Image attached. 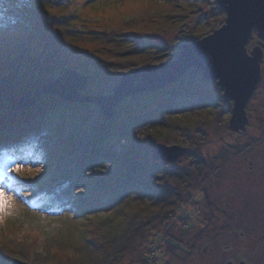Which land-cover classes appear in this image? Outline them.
<instances>
[{
    "label": "trees",
    "instance_id": "16d2710c",
    "mask_svg": "<svg viewBox=\"0 0 264 264\" xmlns=\"http://www.w3.org/2000/svg\"><path fill=\"white\" fill-rule=\"evenodd\" d=\"M149 1L153 5V13H142L124 20L107 14L99 18L88 16L87 13L95 14L96 11L103 13L107 7L97 0H63L57 6H52L48 0H0V5H3L0 6V115L5 113L8 118L0 126V139L6 140L0 146L2 154L15 149L12 141L25 145L27 139L34 138L41 130L43 117L60 110L70 112L75 108L94 106L63 102L54 96H46L33 106L17 111L9 107L6 96L32 93L41 84L59 77L68 69L91 76L82 92L84 95L110 94L124 73L117 76L114 68L125 67L127 72L178 57L177 46L190 42V39L174 38L171 47L155 39L173 33L177 26L187 20L182 16L201 0H165L162 4H157V0ZM100 5L102 11L97 9ZM185 9L188 10L186 13L183 12ZM217 10H221H215L219 15ZM214 26H217L215 20L197 31L194 39L209 34ZM73 64L75 66L72 68ZM198 79L200 74L191 69L177 81L176 84L180 85L178 89L165 86V90L126 98L115 106L111 119L105 120L101 116L97 124L88 125L85 139L75 136L74 139L79 140L85 149L77 147L74 150L76 146H71L70 153L73 150L77 161L71 165L69 161H62L65 158L59 159L63 169L61 175L72 185L83 178L81 185L85 186L88 194L60 188L58 200L51 203L48 213L56 216L63 209L67 218L81 223L79 228L83 232L78 230V239H59L64 244L68 243L64 247L70 248L73 253L65 252L64 247L52 250L51 244L57 243L56 240L45 230L40 232L43 236L40 253L49 255L52 264H122L124 257L135 250L139 245L137 243L144 240L153 226L161 223L173 211H184L179 204L180 198L173 200L172 192L165 187L167 184H163L171 179L179 183V190L181 183L187 181L184 175L171 170L166 162L155 161L151 157L142 159L146 160L143 165H136L141 159L136 157L142 152L148 154L150 147L158 143L152 141L151 136L159 141L171 132L168 127L170 118L166 127V124L156 121L158 112L172 117V123L179 125L182 122L185 130L187 125H192L194 107L208 103L216 105L207 95L199 96L192 92V86L199 82ZM98 81L101 86L92 88L91 85ZM155 96H161V100L154 112L141 118L133 117L135 105L144 102L143 99L152 100ZM214 113V109L198 110L194 119H209ZM84 122L80 120V126L86 125ZM80 134L83 135L82 132ZM176 139L174 144L180 143L178 137ZM145 141L147 144H143ZM115 142L119 149L111 147ZM24 145L16 146L22 149ZM89 148H93L91 152ZM87 168L91 173L86 172ZM78 172L82 174L74 176ZM186 189L185 196L190 198V191ZM34 210L35 207H30L26 213L38 214ZM119 220L121 223L117 224ZM91 222L101 226L100 229L104 231L101 237L88 227ZM185 225H189V222ZM170 238L166 243L174 242ZM31 243H34L31 244L33 249L39 246L36 240H31ZM3 257L9 261L14 257L24 261L13 252Z\"/></svg>",
    "mask_w": 264,
    "mask_h": 264
},
{
    "label": "rangeland",
    "instance_id": "374dc122",
    "mask_svg": "<svg viewBox=\"0 0 264 264\" xmlns=\"http://www.w3.org/2000/svg\"><path fill=\"white\" fill-rule=\"evenodd\" d=\"M97 1H101L107 7L103 9V13L86 12L88 16L99 18L107 14L126 20L138 14L152 12L153 9L149 0ZM163 1L165 0H157V4H162ZM217 8L221 10H217L219 15L215 11ZM97 9L102 11V5ZM187 11V9L183 10L185 13ZM187 14L182 16L187 20L177 26L173 33H166L155 41H162L168 47H171L174 38L187 37L192 41L196 32L209 26L212 21L215 20L217 26H214V29H217L225 19V12L217 6L215 0H201L195 8H190ZM247 45L246 50L251 51V45L248 49ZM73 66L75 65H71L72 68ZM113 70L117 76L126 72L125 67H117ZM198 81L192 86V92L207 95L218 106L208 103L194 107L192 125L188 123L185 130H183L182 122L179 125L172 123V117L160 111L156 121L165 125L170 118L169 122L172 125L169 124L168 127L171 132L159 141L151 136L152 141L166 145L174 144L173 141L178 137L180 143L175 144L186 150L176 162L167 163L171 170L184 175L186 183H181L182 187L179 190V183L171 179L163 183L167 184L165 187L172 192V195L170 193L168 195H171L173 200L180 198L179 204L184 207V211L182 213L178 210L173 211L164 220L162 219L161 223L153 226L144 240L137 243L139 245L135 250L124 257L122 264H226L227 262L238 264L239 261H244L246 264H264V163L262 162L264 158V86L261 84L258 91L248 99L246 103L250 114L247 121L248 127L245 132H238L228 126L232 101L224 96L223 90L216 85L215 81L208 83L201 78ZM176 83L166 87L180 88V85ZM100 86L99 81L91 85L92 88ZM160 100L161 96H155L152 100L143 99L144 102L135 105L133 117L141 118L154 112ZM207 108L214 109L213 117L200 121L194 119L198 110ZM4 115L5 113L0 115V126L8 119L7 115ZM70 116L75 119H71ZM79 117L80 120L85 121L86 125L80 126ZM101 118L96 106L75 108L70 112L60 110L51 113L48 117H43L41 130L34 137L38 138V143L36 147L31 148V153L22 159H19L20 155H12L8 151L3 153L2 159L6 165L4 170H0V176L3 181H6L5 185L0 184V188H4L12 197L13 207L10 217L0 221V264H9L10 261L3 256L11 252L30 264L31 262L52 264V258L49 255L44 256L40 253L43 238L40 232L45 230L56 240L57 243L51 244L52 250H58L68 244H64L59 240L60 238L78 239L79 231L83 232L79 228L81 223H74L67 218L63 214V209L60 210L62 213L59 215L52 216L47 213L44 204L40 203L34 210L38 213L35 215L26 213V209H29L26 206H30L36 195L33 188L37 186L43 192L51 190L58 184L57 175L63 171L59 159L65 158L66 160L62 161H69L73 165L77 159L73 150L70 153L71 146H76L74 150L77 147L85 149L81 147L79 140L74 139L75 136H83L85 139L88 125L97 124ZM81 132L83 135L80 134ZM50 137L55 142L50 141ZM1 139L0 146L6 141ZM31 139H27L26 142ZM16 142H11L15 148L13 150L17 149L16 145H24L22 142ZM143 144H147V141ZM111 147L119 149L116 142L112 143ZM151 147L148 154L142 152L136 157L141 159H138L139 164H134L143 165V162L151 157ZM92 149L89 148L88 151L91 152ZM143 149L140 148L142 151ZM98 151L101 152L102 149ZM17 163H21L22 171L18 174L9 172L8 169ZM86 172L91 173V170L87 168ZM190 173H192L191 176L188 175ZM81 174L78 172L74 176L79 177ZM82 180L83 178L76 185L67 184L64 187L65 191H81L88 194L85 186L81 185ZM9 182H12L11 187L6 185ZM17 188H20L21 194L13 192ZM186 188L190 191V198L185 196ZM56 196L55 194L53 198ZM25 198L29 199L27 204L24 203ZM184 222H189L188 227L184 225ZM120 223L121 220L117 224ZM93 224L94 222H91L88 227L101 237L103 229ZM169 237H172L170 239L174 242L166 243ZM31 240L39 242L36 249L32 248L31 244L34 243H31ZM63 250L67 253L72 252L67 247Z\"/></svg>",
    "mask_w": 264,
    "mask_h": 264
},
{
    "label": "water",
    "instance_id": "95a60500",
    "mask_svg": "<svg viewBox=\"0 0 264 264\" xmlns=\"http://www.w3.org/2000/svg\"><path fill=\"white\" fill-rule=\"evenodd\" d=\"M60 0H52L57 5ZM225 12L223 24L209 34L177 46L178 57L169 62L149 64L124 72L110 94H82L91 76L75 70L40 85L32 93L5 98L11 109L22 110L41 97L55 96L63 102L97 105L101 116L109 120L122 100L141 93H151L176 82L188 70H196L204 82L215 81L224 96L232 101L230 129L244 132L247 123L245 106L259 80L260 57L255 48L246 50L252 31L264 39V0H215ZM176 144L156 143L150 150L155 161L176 162L185 152ZM9 264H30L13 258ZM226 264H231L230 262ZM238 264H244L239 262Z\"/></svg>",
    "mask_w": 264,
    "mask_h": 264
},
{
    "label": "flooded vegetation",
    "instance_id": "af4514ba",
    "mask_svg": "<svg viewBox=\"0 0 264 264\" xmlns=\"http://www.w3.org/2000/svg\"><path fill=\"white\" fill-rule=\"evenodd\" d=\"M249 45H251L250 49L255 48V54L260 57L259 80H258V83L256 85V89L253 92V93H256L261 84L264 86V39L261 38L260 36H258L255 31H252L251 37L248 41L247 49H248ZM249 51L250 50H248V52ZM245 114H246L247 121H249V117H250L249 115L250 114L248 113L247 105L245 107ZM247 127H248V122L245 124L244 129L242 131L245 132ZM262 162L264 163V158H262ZM239 262H243L244 264H246L244 261H239Z\"/></svg>",
    "mask_w": 264,
    "mask_h": 264
},
{
    "label": "snow or ice",
    "instance_id": "6c2138e0",
    "mask_svg": "<svg viewBox=\"0 0 264 264\" xmlns=\"http://www.w3.org/2000/svg\"><path fill=\"white\" fill-rule=\"evenodd\" d=\"M38 138H32L26 142L24 147L34 148L37 146ZM23 150V148L21 149ZM12 173H20L22 171L21 163H17L14 167L8 169ZM13 207L12 197L9 196L4 188H0V221L10 217V211Z\"/></svg>",
    "mask_w": 264,
    "mask_h": 264
},
{
    "label": "bare ground",
    "instance_id": "6f19581e",
    "mask_svg": "<svg viewBox=\"0 0 264 264\" xmlns=\"http://www.w3.org/2000/svg\"><path fill=\"white\" fill-rule=\"evenodd\" d=\"M24 157H26V156H24Z\"/></svg>",
    "mask_w": 264,
    "mask_h": 264
}]
</instances>
